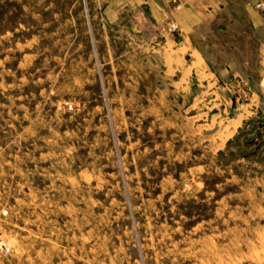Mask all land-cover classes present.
Segmentation results:
<instances>
[{
	"label": "rangeland",
	"instance_id": "374dc122",
	"mask_svg": "<svg viewBox=\"0 0 264 264\" xmlns=\"http://www.w3.org/2000/svg\"><path fill=\"white\" fill-rule=\"evenodd\" d=\"M0 264H264V0H0Z\"/></svg>",
	"mask_w": 264,
	"mask_h": 264
},
{
	"label": "built area",
	"instance_id": "2783aa9c",
	"mask_svg": "<svg viewBox=\"0 0 264 264\" xmlns=\"http://www.w3.org/2000/svg\"><path fill=\"white\" fill-rule=\"evenodd\" d=\"M256 6L258 7V6H260V7H262V4H256ZM175 29V26L173 25V24H171V30H174Z\"/></svg>",
	"mask_w": 264,
	"mask_h": 264
},
{
	"label": "crops",
	"instance_id": "0c3cea01",
	"mask_svg": "<svg viewBox=\"0 0 264 264\" xmlns=\"http://www.w3.org/2000/svg\"><path fill=\"white\" fill-rule=\"evenodd\" d=\"M149 0H140L141 3H147Z\"/></svg>",
	"mask_w": 264,
	"mask_h": 264
}]
</instances>
